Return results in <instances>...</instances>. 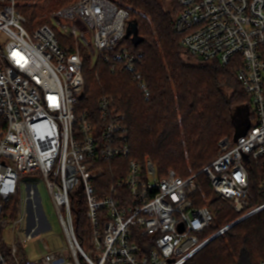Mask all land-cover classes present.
Here are the masks:
<instances>
[{
	"label": "built area",
	"instance_id": "built-area-1",
	"mask_svg": "<svg viewBox=\"0 0 264 264\" xmlns=\"http://www.w3.org/2000/svg\"><path fill=\"white\" fill-rule=\"evenodd\" d=\"M178 4L179 45L198 60L234 65L253 109L254 124L237 138L222 139L217 157L201 171L217 197L243 214L251 179L259 176L264 191V0ZM17 7L18 0H0V233L7 223L5 207L20 196L21 179L37 175L65 245L52 250L46 237L39 239L40 255L30 261L13 244V263L186 264L209 240L201 242V236L214 220L208 206H196L197 176L182 177L174 169L161 176L150 160L132 159L127 120L112 97L99 98L96 113L77 107L85 90L83 52L112 73L128 72L149 97L138 71L141 55L123 44L128 11L110 0H78L54 12V24L29 34ZM118 160L120 177L97 186L107 170L104 163ZM37 195L30 188L17 204L28 226V205ZM262 210L264 205L238 220ZM76 212H85L89 222L93 258L78 241ZM33 221L46 222L40 216ZM29 228L25 239L36 238L40 228ZM1 250L0 264H6Z\"/></svg>",
	"mask_w": 264,
	"mask_h": 264
},
{
	"label": "trees",
	"instance_id": "trees-1",
	"mask_svg": "<svg viewBox=\"0 0 264 264\" xmlns=\"http://www.w3.org/2000/svg\"><path fill=\"white\" fill-rule=\"evenodd\" d=\"M72 1L75 0H59V3L64 6ZM110 1L128 11V23H137V35L132 33L123 44L141 55L138 71L149 97H145L128 72L112 73L111 68L99 61L91 67L90 60L84 56L85 90L78 110L96 113L97 100L112 97L114 106L127 120L132 159L141 164L150 160L161 176L170 169L182 177L197 176L196 206H208L214 216L201 236V242L206 241L243 214L264 205L259 176L251 179L246 194L249 207L243 214H237L217 197L208 178L201 173L217 157L222 139L243 133L242 117L246 114L251 118L249 97L236 77L234 65L222 67L216 61L198 60L179 45L180 38L174 33L180 10L178 0H172L170 8L162 0ZM18 10L25 16L27 31L43 25L44 22H39L38 9L22 5ZM118 163L120 160L104 163L107 170L97 186L111 185L120 177L115 171ZM17 204L15 199L5 207V217L18 213ZM76 213V235L83 248L89 239V222L85 212ZM245 250L250 264L264 263V210L230 227L186 264H236Z\"/></svg>",
	"mask_w": 264,
	"mask_h": 264
},
{
	"label": "rangeland",
	"instance_id": "rangeland-1",
	"mask_svg": "<svg viewBox=\"0 0 264 264\" xmlns=\"http://www.w3.org/2000/svg\"><path fill=\"white\" fill-rule=\"evenodd\" d=\"M78 0L72 1L68 4H65L64 6H61L59 3V0H18V7H21L22 5L32 7L34 9H38V17L39 22H44L43 25H46L47 23H53L51 21L52 14L66 5L75 3ZM55 2V3H54ZM163 4L166 8H170L172 5V0H162ZM55 4L56 6L53 7L52 5ZM17 7V9H18ZM24 15V14H23ZM25 17V16H24ZM50 24V25H51ZM54 24V23H53ZM39 27V26H38ZM36 30V29H35ZM34 30V31H35ZM29 34H32L33 31H27ZM86 55H83V58L86 57L87 60H90V64H92L91 67H95V62L97 61L96 57H90L88 53H85ZM85 56V57H84ZM251 108V107H250ZM253 113V109H250L249 114ZM242 121H244V124L242 125L243 131H246L249 127L250 123L254 124L255 117H252V120L248 115H244L242 117ZM23 185L21 188V191L19 193L18 201L21 203L28 197V191L30 188H33L37 191V196L33 199L32 202L28 205L29 209V219L30 226H28L27 219L24 218L23 214H15L12 216H9L7 219L6 226L2 230L1 234V241L0 246L2 247L1 252L4 254L6 258V264H14L13 259L11 257V247L13 244H17L19 247V250L21 254L27 256L29 255V260L38 258L40 255L39 248H40V241L39 239H44L45 237L48 239L50 247L52 250H57L60 247H63L65 245L64 243V236L62 235L61 227L59 222H57L56 214L54 211V208H52L50 196L47 193V189L45 187V183L43 180H41L40 177L37 175H31L28 174V176H25L21 179ZM42 199V203L39 209H33L32 205L33 203H36L38 205L39 200ZM41 217L42 220H46L48 224L43 223H34L33 218L34 217ZM27 218V217H26ZM16 220H20L16 227L14 228L13 222ZM37 226L39 229L38 234L35 235L36 238L27 240L25 239V235L29 232V227ZM47 226V228H46ZM19 238L18 241L15 243V239ZM24 240V243H21V240ZM83 249L85 250L86 254L90 257L93 256V251L91 249L90 240L85 243ZM26 252V254H25ZM236 264H250V259L248 257L247 251H242L241 254L238 257Z\"/></svg>",
	"mask_w": 264,
	"mask_h": 264
},
{
	"label": "water",
	"instance_id": "water-1",
	"mask_svg": "<svg viewBox=\"0 0 264 264\" xmlns=\"http://www.w3.org/2000/svg\"><path fill=\"white\" fill-rule=\"evenodd\" d=\"M132 33H134L135 35H137V23L129 22V23H128V27H127V32H126L127 37L129 38V37L132 35ZM239 136H240V135H239ZM239 136H236V138L239 137ZM243 220H244V219H243ZM243 220H238V221H236V222L230 224L227 228H225V229L223 230V232L218 233V234H216L215 236L211 237V238H210V239H209L204 245L206 246L207 243H209L210 241H212L213 239H215V238H216L217 236H219L220 234H222V233L228 231V229H230V227H232V226H234V225H236V224L242 222Z\"/></svg>",
	"mask_w": 264,
	"mask_h": 264
}]
</instances>
